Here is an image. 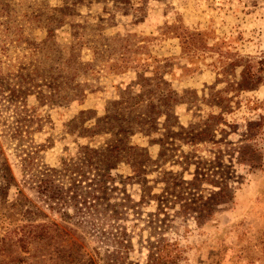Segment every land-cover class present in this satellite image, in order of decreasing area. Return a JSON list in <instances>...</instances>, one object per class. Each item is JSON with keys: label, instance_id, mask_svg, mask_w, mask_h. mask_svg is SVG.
Segmentation results:
<instances>
[{"label": "rangeland", "instance_id": "374dc122", "mask_svg": "<svg viewBox=\"0 0 264 264\" xmlns=\"http://www.w3.org/2000/svg\"><path fill=\"white\" fill-rule=\"evenodd\" d=\"M2 5L8 13L0 12V27L10 24L6 64L34 53L62 99L50 105L29 96L27 127L17 126L13 107L0 99V240L23 235L28 242L25 252L0 242V264H149L161 240L175 244L176 264H264V170L237 168L240 184L210 219L177 214L178 205L160 211L156 200L166 179L187 187L196 163L210 158L211 144L187 138L217 129L218 140L222 129L236 143L247 122L264 115L254 109L264 101V0ZM121 59L124 69L111 67ZM127 92L158 113L140 108L124 118L128 126L113 120L111 105ZM152 117L155 126L136 124ZM110 146H118L119 160L109 169L102 157L84 159L85 147L99 153ZM64 165L78 173L52 180L64 199L53 203L38 179ZM209 188L202 183L204 196Z\"/></svg>", "mask_w": 264, "mask_h": 264}, {"label": "trees", "instance_id": "16d2710c", "mask_svg": "<svg viewBox=\"0 0 264 264\" xmlns=\"http://www.w3.org/2000/svg\"><path fill=\"white\" fill-rule=\"evenodd\" d=\"M0 12L2 15H6L8 13V6L2 5L0 7ZM9 26L10 24L8 22L6 25L0 27V99L13 107L15 114L17 115V126L27 127L29 126V123H31V115L29 114V109L26 108V100L29 96H35L40 104L48 103L51 105L54 101L62 99V93L60 86L56 84L50 76L51 72L46 69L47 64L41 65L43 60H38L34 53H31L29 57L23 56L21 59L16 58V62L6 64L11 61L6 46L10 36ZM15 35L20 36L18 43L21 42L22 35L19 32H16ZM42 49L43 47L40 49L41 52ZM45 49V52H47V47ZM57 52H59V50ZM44 55L47 56L46 53H44ZM73 58L74 55L70 54L69 58L64 62L66 69L72 66ZM124 63L125 60L121 59V65L116 62L115 64H112L111 67L122 70L125 68L123 66ZM257 72L258 76L255 79V87L260 86L262 83L261 74L263 69L259 68ZM249 76L246 77L248 78ZM243 89L250 90L248 86ZM128 93L129 92L125 93V96H121L120 101L112 103L111 114L113 120H120L121 123H124V126H128L130 121L124 118L138 112L140 108H147L148 112L152 115L158 113L157 108L154 105H151L150 102L143 106L144 99L142 98V95L138 96V99H133ZM168 99L169 100L164 103V107L167 109H169V106L167 105L174 102V99L170 96H168ZM259 108H264V101L255 102L254 109ZM136 124L155 126L156 122L155 118L152 117L148 121L144 119H141L140 121L137 120ZM96 127L97 126L94 128ZM123 128L121 127L115 135H123L126 131ZM215 131H217V129H213L212 131L203 129L195 133L193 138L186 137L190 143L199 142L211 144L212 151L209 152L210 158L207 159L208 161H200L196 163L191 181L182 182L186 184L187 187H181V189V185L178 186L176 183V178L170 177V179L165 180V184L168 187H166L163 193L156 198L160 205V211H162L161 206H163L162 208L167 207L168 209L170 208V205L172 208H175L178 205L177 214H195L198 219L213 218L217 212V208L232 199L235 184H240L241 177L237 174V168L245 167L250 171L264 170V115L259 114L258 119L247 122V125L239 136L240 139L236 143L227 142L224 136H228V133L222 129L219 130L221 131V138L217 140L214 133ZM206 133H210L211 136L209 139L204 140ZM110 147L111 148L106 149L104 152L99 153L96 150L85 147L83 152L84 159L88 162H95L97 157H102L103 159L100 162H107L109 169V167L119 160L118 157L115 156V149L118 146ZM166 149L167 148L164 147V150L161 151V158L166 155ZM90 166H92V163ZM67 173L75 174L78 173V170H71L69 169V165H64V168L60 170L48 169L45 171V174L41 173V177L38 179V189H40V194L46 196L48 200L53 203L54 201H64L62 194L53 184L52 180L57 177H64ZM204 182L210 187L207 196H204L200 190V187ZM20 195H23L22 192ZM19 201L22 202V204L30 202L29 200H26V198H19ZM7 233L8 235L6 236L11 235L10 231ZM0 242L2 244L6 243L8 247L14 249L15 252L17 251V246L19 250L25 252L28 244L23 235L14 240L10 239V237L8 241L2 239ZM158 245L159 247H155V250H151L152 252L149 255L148 263L176 264L179 258V253L176 250L175 244L161 240ZM8 251L9 253H12V250Z\"/></svg>", "mask_w": 264, "mask_h": 264}]
</instances>
